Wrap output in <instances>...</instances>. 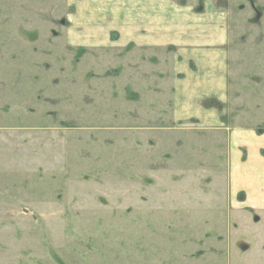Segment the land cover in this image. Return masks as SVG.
Listing matches in <instances>:
<instances>
[{
	"label": "rangeland",
	"instance_id": "obj_1",
	"mask_svg": "<svg viewBox=\"0 0 264 264\" xmlns=\"http://www.w3.org/2000/svg\"><path fill=\"white\" fill-rule=\"evenodd\" d=\"M219 1L202 124L140 101L131 47L84 44L69 0H0V264H264V0Z\"/></svg>",
	"mask_w": 264,
	"mask_h": 264
},
{
	"label": "crops",
	"instance_id": "obj_2",
	"mask_svg": "<svg viewBox=\"0 0 264 264\" xmlns=\"http://www.w3.org/2000/svg\"><path fill=\"white\" fill-rule=\"evenodd\" d=\"M69 7L84 44L131 47L125 56L140 101H166L175 123H216L209 101L222 102L227 86V15L219 0H69Z\"/></svg>",
	"mask_w": 264,
	"mask_h": 264
}]
</instances>
